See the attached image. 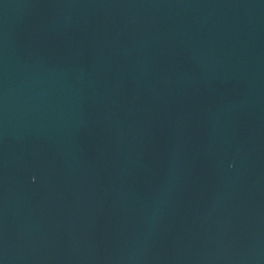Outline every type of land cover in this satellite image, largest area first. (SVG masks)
Here are the masks:
<instances>
[{"label": "water", "instance_id": "1", "mask_svg": "<svg viewBox=\"0 0 264 264\" xmlns=\"http://www.w3.org/2000/svg\"><path fill=\"white\" fill-rule=\"evenodd\" d=\"M0 264H264V0H0Z\"/></svg>", "mask_w": 264, "mask_h": 264}]
</instances>
